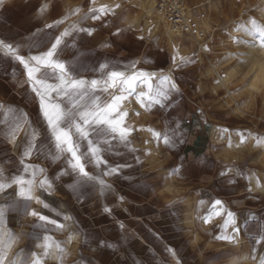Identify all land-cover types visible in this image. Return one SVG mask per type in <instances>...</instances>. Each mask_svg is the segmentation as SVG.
Returning a JSON list of instances; mask_svg holds the SVG:
<instances>
[{
    "label": "crops",
    "instance_id": "obj_1",
    "mask_svg": "<svg viewBox=\"0 0 264 264\" xmlns=\"http://www.w3.org/2000/svg\"><path fill=\"white\" fill-rule=\"evenodd\" d=\"M11 1L3 0L5 4ZM50 1L46 0L44 4L48 6ZM5 6V17L0 14V21H4V32L0 37L5 38V43L20 48L27 38L16 35L13 39L12 21L13 9L19 6ZM143 15L145 23H152L154 31L165 34L171 52L158 53L157 58L148 57L150 62L144 63L147 68L143 70L157 74L163 70L175 79L180 91L172 95L170 106L166 108L153 106L146 111L134 97L123 104L129 113L126 122L136 130L131 134L128 148L117 145L115 153L105 155L112 165L128 163L131 167L122 169L118 176H103L110 186L104 190L95 182H78L68 170L66 159L53 161L54 149H50L46 133L42 131L39 104H16L14 94L24 88L21 89V79L13 74L20 75L21 71L11 56L3 58L0 54L1 59L9 61L12 73L4 79L0 76V105L4 106L0 108V124L4 125L0 129V140L7 146L0 154V170L6 176L23 175L20 159L25 133L20 136L19 132L15 139L17 143L10 148L8 144L14 142L6 139L4 123L19 115L7 109H19L27 114V131L35 128L41 133L37 137L40 151L26 163L45 170L42 174L37 173V183L46 176L53 185L51 192L38 187L33 190V195L44 200L48 207L32 200L28 203V211L36 210L66 225L62 230L52 225L47 231L34 228L36 220L24 212V202L16 197L15 186L6 189L0 193V207L5 210L0 222V236L12 233L11 249L7 252L9 261L19 257L30 262L32 253L42 254L43 249L38 245L43 243L45 235L51 238V246L49 255L42 257V264H177L178 261L179 264H259L260 257L264 256V239L256 243L264 233V180L258 181L254 176V172L264 173V161L261 167L253 165L254 161L264 160V120L255 131L247 128L246 133H234L226 127L228 133L217 132L216 127L212 129L202 106L207 104L208 98L196 93L198 69L194 67L197 60L194 52L201 60L207 59L205 72L215 74L218 84L223 87L220 78H228L229 84L237 72L236 67L230 66L232 54L225 49L216 51L214 45L203 38L204 53H198L188 43V38L173 41L154 18L144 12ZM202 23L206 25V19ZM173 46L180 56L191 58L194 63L173 69ZM247 87L248 83L245 90ZM238 94L229 92L234 100ZM251 95L248 94V98ZM240 107L241 104L238 105L241 111ZM177 123L186 140L171 148L153 139L147 131L154 129L163 133L166 129H175ZM235 134L240 139L233 138ZM251 144L254 149L248 153ZM243 148L246 152L242 157L235 149ZM175 169L178 171L173 174ZM86 170L100 175L99 169L91 164L86 165ZM221 172L226 174L221 176ZM30 178L25 175V179ZM216 199L223 202L224 210L236 215L241 232L235 242L216 239L218 235L231 234V226L226 232L222 229L225 217L212 214V203ZM105 207L111 211L106 213ZM210 215L209 223H205V217ZM66 216L72 219L65 220ZM101 241L111 247H101ZM56 243L63 248V253L56 248ZM169 248L174 255L166 251Z\"/></svg>",
    "mask_w": 264,
    "mask_h": 264
},
{
    "label": "snow or ice",
    "instance_id": "obj_2",
    "mask_svg": "<svg viewBox=\"0 0 264 264\" xmlns=\"http://www.w3.org/2000/svg\"><path fill=\"white\" fill-rule=\"evenodd\" d=\"M2 2L3 0H0V3ZM115 7H119V5ZM46 8L47 5H43L40 9L41 13ZM89 12L92 19L99 20L103 16L113 13L114 9L103 6L99 9H90ZM56 23H63V21ZM249 23L250 28L234 27L237 31H244L251 37L250 40H241L237 37H231V39L238 45L258 46L264 49V27L258 25L255 20H250ZM46 27L52 28L54 25H46ZM80 31H87L89 35L92 32L91 29H80ZM120 34V29L113 33V35ZM69 35L71 32L65 29L59 36L55 37L54 42H51V46L46 51H39L38 54L30 55L27 58L20 55L19 50L14 45L2 40H0V49H3L6 55L11 56L24 69L27 77L26 83L39 102V113L43 121L42 131L46 133L45 138L50 149H54L53 161L61 158L66 159L68 170L77 177L78 182H95L100 185L101 190H104L110 186L105 183L103 176H118L122 169L131 167L128 163L112 165L105 155L106 153H115L117 145L128 148L131 143V134L136 130L127 124L126 120L129 113L124 109L123 104L129 101V98L134 97L140 107L146 111L151 110L153 106L166 108L170 106L169 102L172 95L178 94L180 89L175 79L171 75L164 74L163 70L157 74L138 69L137 64L150 62L146 56L141 60L129 62L126 67L132 69L130 74L126 71L111 70L106 72V79L103 80L95 78L88 80L83 76L73 75L74 69L59 59L60 51L65 44V37ZM139 39L142 40L143 37H139ZM41 43L42 41L36 42L32 47L39 48ZM190 63H194V61L191 58L180 56L178 50L173 46V69L186 67ZM107 68V64L99 65L101 72H105ZM49 72L58 83L49 82ZM138 86H141L139 92L137 91ZM98 91L108 93L110 99L102 102L101 97L97 95ZM3 107L0 105V108ZM7 111L19 113L18 116L14 115L11 122H4L7 128L6 139L15 142L16 136L26 123L27 114L19 109L9 108ZM147 131L151 133L153 139L162 141L170 148L177 143H184L186 140V135L179 123L175 129H166L163 133L154 129H147ZM39 135L41 133H38L35 128L31 132L25 129V141L22 144L20 159L23 175L13 173L11 176H6L3 170H0V193L15 186L16 197L24 202V212L36 220V223L33 224L34 228L47 231L48 226L52 225L62 230L66 225L36 210L28 211V203L32 200L44 208L48 207L44 200L33 195L35 188L38 187L42 191L51 192L53 187L52 182L46 176L37 183V173L42 174L45 170L37 165L26 163L27 159L40 151V144L37 140ZM243 139L242 136L241 142ZM81 142H86V150L82 151ZM136 162L139 163L138 157ZM87 164L99 169L100 175L89 173L86 170ZM177 171L178 169L173 170V174ZM63 174L65 173H61V175ZM225 174V172L220 173L221 176ZM25 175L31 178L25 179ZM217 208L220 210L217 211ZM212 209L213 215L225 217L222 225L225 232L231 226V234H221L216 239L226 240L230 243L235 242L241 232V228L237 226L236 215L231 211L224 210L223 202L220 199L213 201ZM104 211L108 213L111 210L105 207ZM4 213V207H0V222L3 221ZM70 219L72 218L65 217V220ZM210 219L211 215L205 217L204 222L209 223ZM246 227L247 222L245 223ZM262 239H264V233L256 239V243L259 244ZM11 240V232L0 236V264H42V257L49 255L51 238L45 235L43 243L38 245L43 249L42 254L32 253L30 262L21 260L19 257L9 261L7 252L11 249V243H9ZM100 244L101 247H111L103 241ZM56 248L60 253H63V248L59 243H56ZM166 251L172 255L175 254L170 248ZM259 264H264V256L260 257Z\"/></svg>",
    "mask_w": 264,
    "mask_h": 264
},
{
    "label": "rangeland",
    "instance_id": "obj_3",
    "mask_svg": "<svg viewBox=\"0 0 264 264\" xmlns=\"http://www.w3.org/2000/svg\"><path fill=\"white\" fill-rule=\"evenodd\" d=\"M45 1L12 0L11 3L9 2L11 5L6 3L10 7L19 6V8L13 9V39L16 35L27 38L26 43L20 48L14 45L19 50V54L26 58L38 54L39 51H46L51 46V42H54L55 37L65 29H68L71 35L65 37V44L62 46L59 59L74 69L73 75L83 76L88 80L106 79V72L111 70L126 71L130 74L132 69L126 67L130 61H138L145 56L157 58L158 53H171L165 34L154 31L152 23H145L143 12L147 15V9L142 6L140 0H51L46 10L41 13L40 9L45 5ZM186 2L188 12L196 18L198 27L200 25L201 29L206 32L203 39L211 43V46L214 45L216 51L225 49L232 54L233 60L230 66L237 68V72L229 84H227L228 78H220L221 84L225 86L223 87L218 84L215 74L205 72L208 66L207 59L201 60L199 55L194 52L197 59L194 67L198 69V76L195 79L196 93L208 98L207 104H202V106L212 129L216 127L217 132L225 133H228L226 127L231 128L234 133H246L251 128L255 131L260 121L264 120V71L257 74L256 67L253 68V65L257 62L264 63V49L258 46L238 45L233 42L231 37L250 40L251 37L244 31H237L234 27L250 28V20H255L258 25L264 27V0H186ZM6 4L5 2L0 3V14H3V17H5ZM116 5L119 7H115ZM103 6L114 9V12L99 20L92 19L89 10L99 9ZM74 10L78 11L74 12ZM203 19H206L208 27L202 23ZM61 20L63 23H56ZM154 20L156 19L154 18ZM3 25L4 21L2 20L0 21V35L4 32ZM46 25H54V27L47 28ZM73 26L75 27L73 28ZM80 29H91V35L87 31H80ZM117 29L121 30V34L113 35ZM139 37H143V39L141 40ZM0 40L5 41V38L0 37ZM201 40L196 39V42H193V40L187 39L198 53L203 54ZM41 41L39 48L32 47L34 43ZM251 48H253L254 55L249 61ZM0 54L4 56L3 58H8L3 49H0ZM3 58H0V76L4 79L12 73L9 61H5ZM16 64H18L21 74L13 75L21 79V89L24 88L18 94H14L17 99V101L15 100L16 104L17 102L19 104H39L35 94L30 91V87L26 83L27 77L23 67L18 62ZM100 64L108 65L105 72L99 70ZM136 67L138 69L147 68L144 63H139ZM49 82L58 83L51 72H49ZM252 82H255L257 88H250L249 85ZM247 83L248 87L245 90ZM138 89L140 91L141 86H138ZM229 92L234 94L240 92V94L234 100L229 96ZM248 94H252L250 98H248ZM97 95L101 97L102 102L110 99L108 93L98 91ZM240 104L242 105L241 111L238 109ZM3 127L4 125L0 124V129ZM27 128L26 120L21 128L20 136L25 133ZM236 137L240 139L238 134H235L233 138ZM16 143H9L8 146L14 148ZM85 146L86 142H81V149H84ZM6 147L0 140V154L4 153ZM247 149L250 153L254 146L251 144ZM229 151L231 152V149ZM235 151L243 157L246 149H235ZM262 161L264 160L254 161L253 165L257 164L258 167H261ZM254 176L258 181L264 180V173L254 172ZM257 192L259 193V191Z\"/></svg>",
    "mask_w": 264,
    "mask_h": 264
},
{
    "label": "built area",
    "instance_id": "obj_4",
    "mask_svg": "<svg viewBox=\"0 0 264 264\" xmlns=\"http://www.w3.org/2000/svg\"><path fill=\"white\" fill-rule=\"evenodd\" d=\"M156 7L178 34L196 39L205 37V31L198 27L196 18L188 14L186 0H155Z\"/></svg>",
    "mask_w": 264,
    "mask_h": 264
},
{
    "label": "bare ground",
    "instance_id": "obj_5",
    "mask_svg": "<svg viewBox=\"0 0 264 264\" xmlns=\"http://www.w3.org/2000/svg\"><path fill=\"white\" fill-rule=\"evenodd\" d=\"M142 6L147 9V15L148 16H152L156 19L158 25L163 26L166 30L167 33L169 35V37L173 40V41H177L179 38L184 37L185 35H181L176 33L170 26L168 20L161 14V12L158 10V8L156 7V3L155 0H140ZM139 1V2H140ZM188 14L191 15L190 12H188ZM207 25V24H206ZM201 29V28H200ZM189 39L193 40V42H196V38L189 36ZM192 42V43H193ZM249 61L251 60V58L253 57L254 53H253V48L250 49V54H249ZM256 67V68H255ZM253 68H255V72L258 74L261 71H264V63L263 62H257L253 65ZM250 88H257L255 82L250 83ZM249 88V89H250Z\"/></svg>",
    "mask_w": 264,
    "mask_h": 264
}]
</instances>
